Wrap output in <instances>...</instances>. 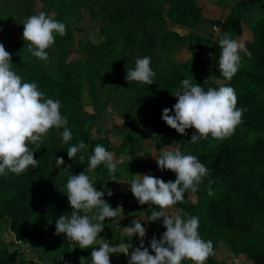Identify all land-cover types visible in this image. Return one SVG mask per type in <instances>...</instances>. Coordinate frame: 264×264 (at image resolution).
Wrapping results in <instances>:
<instances>
[{"label": "trees", "instance_id": "obj_1", "mask_svg": "<svg viewBox=\"0 0 264 264\" xmlns=\"http://www.w3.org/2000/svg\"><path fill=\"white\" fill-rule=\"evenodd\" d=\"M222 2L213 6L221 13L226 10L230 13L224 19H212L203 13L206 6H198L196 0H170L167 17L171 22L190 29L207 23L218 30L211 53L205 58L198 54L177 62L169 61V53L185 48L189 38L172 31L156 34L154 28L161 18L162 8L152 11L142 0H15L10 13H0V43L11 54L13 70L24 82L36 83L47 98L60 101L61 114L66 117V127L72 133V139L63 143V128L50 129L49 138L43 140L39 148L30 145L35 151L34 158L38 160L37 167L30 166L20 175L9 172L7 176H0V235L9 231L13 237V241L7 245L0 241V264L22 263L19 245L28 246L31 253H35L44 264H63L70 257L79 264H92L91 247L72 249L65 236L55 234V220L61 214H68L71 209L67 200L55 204L49 185L64 190L70 174L86 172L89 157L98 144L113 155L120 149H128L131 154L133 150L130 137L114 142L107 136H93L83 108V82H98L101 87L109 88L111 93L110 89L117 90L123 81L124 88L133 91L131 101L138 107L146 106L153 112H158L160 108H172L176 103L172 94L180 88L184 79L200 84L205 90L218 89L206 84L204 78L210 70L213 76L224 80L219 70L221 50L218 41L225 33L234 40L241 39L245 48L240 52V69L231 81L224 80L223 85L235 89L238 99L236 107L247 109L242 125L237 127L233 136L224 140L209 136L193 144L189 142L190 138H182L173 145L161 136V131L168 126L160 122L153 148L158 152L156 157L166 146L170 150L178 148L182 154L196 156L209 169L198 191L193 193L196 201H191L185 193L184 202L173 206V209H182L189 216L198 217L201 238L212 241L214 255L205 264H224L216 262L214 258L215 248L220 242L227 244L237 259L264 264V0ZM82 9H87L90 18L102 24L106 39L98 45L79 41V52L91 53L92 56L71 62L68 56L74 44L73 31L81 20ZM206 9L209 11V8ZM40 12L66 25L65 35L61 37L57 34L53 44L60 50L59 54L48 53L52 67L28 53L22 39L23 22ZM16 15L17 29L21 35L19 42L11 36L12 25L6 18ZM144 56L151 57V67L156 73L154 83L149 86L137 82L128 84L124 79L126 71L134 68L137 58ZM162 65L161 72L158 67ZM250 134L257 135H253L250 141ZM80 141L87 147L70 160L67 149ZM57 157L64 160L60 167H55ZM126 167L125 172L117 168L115 174H110L102 163L94 174H90L98 191L105 188L112 191V196L105 194L103 199L114 208L124 209L121 221L119 217L116 222L105 219V228L100 235L116 244L121 243L123 238H129L124 230L132 226L133 214L138 209L140 223L147 229L148 240L153 237L159 239L165 231L162 220L146 223L147 217L159 208L155 205H137L129 200L133 196L127 183L134 174L151 175L165 182L175 181V173L159 170L156 160L148 158L133 160ZM210 180L211 196L207 194ZM119 182L126 183L128 195L118 188ZM118 257L112 254L110 264H127L128 260L121 261ZM182 264L192 262L186 260Z\"/></svg>", "mask_w": 264, "mask_h": 264}, {"label": "clouds", "instance_id": "obj_2", "mask_svg": "<svg viewBox=\"0 0 264 264\" xmlns=\"http://www.w3.org/2000/svg\"><path fill=\"white\" fill-rule=\"evenodd\" d=\"M22 25V39L28 53L47 63L49 54L46 50L55 43L57 34L61 37L65 35L66 25L44 12L26 18ZM218 43L221 50L220 74L225 81H231L241 67L240 52L245 50L244 45L228 33L223 34ZM151 62L149 56L137 58L134 68L126 71V82L152 85L156 73ZM172 96L176 103L172 108L163 109L161 119L180 135H186L187 129H193L189 141L193 144L209 136L215 140L230 138L242 125L243 114L247 111L246 108L236 107L238 99L231 86L205 90L200 84L184 79ZM60 109L59 100L47 98L36 83L22 80L13 70L11 54L0 43V176H7L9 172L20 175L30 166L37 167L38 160L34 158L35 151L30 145L39 148L50 129L63 128V143L72 139V133L66 127L68 121ZM253 135L257 134H250V141ZM86 147L80 141L67 149V157L73 159ZM154 159L159 170L175 173V181L165 182L151 175L136 174L127 183L139 205L159 208L147 217L146 223L162 220L165 231L159 239L153 237L149 247L144 246L147 229L136 219L131 222V227L125 228V232L130 240L134 235L140 238L139 247H133L130 242L111 245L100 235L105 228V219L110 218L114 222L118 217L123 219L124 209L107 203L103 197L105 194L112 196V191L107 188L98 191L90 178V174H94L102 163L110 174H115L117 170L113 154L99 144L89 157L87 174L82 171L68 176L63 193L71 210L55 220V234L65 236L73 248L91 247L92 264H110L112 254L127 255V264H182L186 260L192 264H205L214 255L212 241L201 238L198 217L189 216L182 209H173V206L184 202L185 193L198 191L209 169L196 156L182 154L178 148L170 150L169 146L164 147ZM63 164L62 157L55 158V167ZM211 183L210 180L207 185L209 196L213 194Z\"/></svg>", "mask_w": 264, "mask_h": 264}, {"label": "rangeland", "instance_id": "obj_3", "mask_svg": "<svg viewBox=\"0 0 264 264\" xmlns=\"http://www.w3.org/2000/svg\"><path fill=\"white\" fill-rule=\"evenodd\" d=\"M15 0H2L0 3V13H10L14 8L12 5ZM144 4L151 9L152 11L162 8L161 18L158 20L154 31L158 35H163L166 31H172L182 37H187L189 40L186 41V47L178 52H170V62L185 61L193 55H201L204 58L211 53V48L215 38L218 36V30L211 28L207 23H202L197 25L195 28H188L187 26L175 24L170 21L167 17V11L169 9L170 0H142ZM198 6H206L209 8V11L204 9V14L209 18H226L230 13L229 10L224 11L223 13L220 10L213 6V4L223 3L222 0H196ZM81 20L75 25L73 31L74 44L72 46V53L68 56V61L76 62L79 59L85 57H91L92 54H81L78 49V42H91L94 45L101 44L106 36L102 33V24L93 21L87 9H82ZM7 21L11 22L12 32L11 36L15 38L16 42L21 40V35L18 33V15L16 17L7 16ZM241 43V40L237 41ZM47 52L50 55H58L60 50L52 45ZM48 67H52L50 61L43 63ZM163 66H159V70L163 71ZM166 68V67H165ZM121 81L119 88L115 91L109 92V88L101 87L98 82L92 83V81H84L82 88V101L85 116L88 118L93 136L98 138L102 136H107L110 140L116 142L120 141L124 137H130L132 140L131 149L133 150L132 154L129 153L128 149H120L114 156V160L117 162V168L122 172H125L129 163L133 160L141 161L144 158L153 160L157 151L153 148V140L155 139L156 130L160 122H163L161 119L162 111L164 108H160L158 112H153L151 108L143 106L138 107L136 103H133L131 100L133 98V91L127 90L124 88V85ZM204 82L209 86H215L219 88L225 84V81L215 77L211 74V71L208 70ZM168 128V129H167ZM161 131V136L166 140L172 142L173 145L177 144V141L182 138H191L193 129H187L186 135L178 134L174 129L167 127ZM50 136V131L48 132L45 139H48ZM44 139V140H45ZM164 150V149H162ZM154 157V158H153ZM136 175V174H134ZM118 188L121 189L126 195H128V190L126 188V183L119 182ZM51 196L55 200V204L59 205L60 203L67 200L64 190H57L55 187L50 184ZM130 192V191H129ZM131 193V192H130ZM132 195V194H131ZM133 196V195H132ZM188 198L195 202L196 197L193 193H187ZM132 200L135 204L139 205L136 199L133 197ZM122 201H120V204ZM147 205V204H145ZM134 219H139L138 209H136ZM122 219H120L121 221ZM124 233L126 234L125 230ZM106 239V238H105ZM0 241L4 244H10L13 241V237L9 231H4L0 235ZM122 242H130L133 247H139L140 238L134 236L131 238H123ZM111 245H116V243H111ZM144 246L149 247V240L147 236L144 237ZM72 249L81 250L79 247ZM150 250V249H149ZM151 251V250H150ZM19 253L22 255V263L20 264H44L41 263L35 253H31L30 248L25 245H19ZM121 261L128 260L129 257L124 254H120ZM215 261L224 264H251L250 262L244 259H237L232 253L230 247L220 242L215 248ZM115 260V259H113ZM63 264H79L77 261L70 257Z\"/></svg>", "mask_w": 264, "mask_h": 264}, {"label": "crops", "instance_id": "obj_4", "mask_svg": "<svg viewBox=\"0 0 264 264\" xmlns=\"http://www.w3.org/2000/svg\"><path fill=\"white\" fill-rule=\"evenodd\" d=\"M238 40H241V39H237L236 41H238ZM241 44H242V41H241Z\"/></svg>", "mask_w": 264, "mask_h": 264}]
</instances>
